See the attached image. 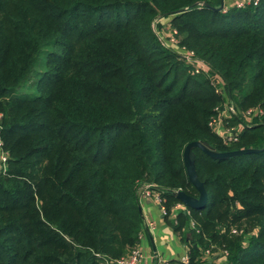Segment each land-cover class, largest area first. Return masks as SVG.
Masks as SVG:
<instances>
[{
  "label": "trees",
  "instance_id": "trees-1",
  "mask_svg": "<svg viewBox=\"0 0 264 264\" xmlns=\"http://www.w3.org/2000/svg\"><path fill=\"white\" fill-rule=\"evenodd\" d=\"M220 3L0 0V139L9 153L0 170V264L122 257L140 241L142 184H155L169 211L180 202L174 190L199 196L184 163L189 142L264 147V0L214 9ZM162 26L180 41L166 44ZM177 48L210 70L193 73ZM216 73L228 96L213 84ZM230 99L246 124L236 142L210 126ZM252 107L263 114L245 115ZM194 151L207 204L179 211L177 223L166 216L190 246L188 264H207L211 244L228 250L226 264H264V151ZM233 225L259 229L239 236Z\"/></svg>",
  "mask_w": 264,
  "mask_h": 264
},
{
  "label": "built area",
  "instance_id": "built-area-1",
  "mask_svg": "<svg viewBox=\"0 0 264 264\" xmlns=\"http://www.w3.org/2000/svg\"><path fill=\"white\" fill-rule=\"evenodd\" d=\"M258 2L259 0H242L240 3L237 4V6L243 8L250 3L257 4ZM186 52H187L186 56L185 55L184 56L190 62H193L195 64L193 73H201L203 71L210 70L209 65L205 61H203L198 57H195L194 51H186ZM212 81L219 93L225 92L226 81L219 73L212 75ZM215 111L217 112V114L214 117H212L210 121V126L213 128V130L216 133H218V135L221 136L224 142H236L239 139V135L241 133L240 130H236L235 128L231 129L232 134L229 136L219 133V128L222 125H224L223 118L225 117V115L229 113L232 114L236 113L235 105L231 106V104H226L223 107L217 106L215 107ZM261 114H263V111L262 109H258V108L252 107L246 111L247 116H252V115L258 116ZM8 159H9V153L3 150L2 141L0 139V170H2L3 172H6L8 168ZM178 190H181V188H179ZM139 193L141 197L154 198L156 201H158L163 215L169 216V218L173 220L174 223H177V214L179 211H184L185 214L192 215L191 208L181 201L177 202L169 211L165 203L166 202L165 198L162 196L161 191L153 183L142 184ZM190 228L196 229L197 232H200V230L197 228V223L194 218L190 220ZM234 232H236V230H234ZM228 253L229 252L227 249L218 248L216 245L211 244L210 247H208L203 251L202 257L204 260L208 261L209 263V261L215 262L217 260V259L214 260V256L216 254H219L221 256L224 254L228 255ZM142 257H143L142 248L139 244H137L134 247H132L131 250L126 255L122 257H119L117 259H105L104 264H139ZM155 259H156L155 264H188L190 262V256H185L178 260H169L160 257H155ZM218 264H220V262Z\"/></svg>",
  "mask_w": 264,
  "mask_h": 264
},
{
  "label": "crops",
  "instance_id": "crops-1",
  "mask_svg": "<svg viewBox=\"0 0 264 264\" xmlns=\"http://www.w3.org/2000/svg\"><path fill=\"white\" fill-rule=\"evenodd\" d=\"M241 1L225 0L224 11L231 7H238L237 4ZM177 50L186 56L187 52L184 49L177 48ZM242 112L236 109V113L226 114L223 118L224 125L219 128V133L229 136L232 134L231 129L233 128L242 131L246 126L241 119V116L243 118ZM244 114L246 115V112ZM235 119H237L236 123L234 122ZM247 119L250 120V118ZM140 204L143 212V228L140 239L143 257L139 264H155V257L178 260L185 256H190V246L183 242L180 235L174 231L169 220L163 215L158 201L154 198L140 196ZM215 256H217V260L211 264H218L222 261L219 254Z\"/></svg>",
  "mask_w": 264,
  "mask_h": 264
},
{
  "label": "water",
  "instance_id": "water-1",
  "mask_svg": "<svg viewBox=\"0 0 264 264\" xmlns=\"http://www.w3.org/2000/svg\"><path fill=\"white\" fill-rule=\"evenodd\" d=\"M205 6L211 7L208 3H203ZM197 5V4H195ZM194 5V6H195ZM225 7V0H221V3L218 7L214 8L218 11L224 10ZM174 11H171L170 13H163L161 17L167 16L168 14H174ZM195 148H200L207 154L211 155L215 158H230L238 155H244V154H250V153H257L264 151L263 148H243L238 150H232V151H216L208 142L206 141H192L189 142L183 153L184 157V163L187 169L188 177L190 182L194 185V187L198 190L199 196L195 197L188 193H186L184 190H179L176 192H173L175 197L179 199L181 202L185 203L188 207L194 208V209H200L203 208L208 201V192L207 189L203 183V181L200 180L197 168H196V155H195ZM141 213L142 208H141ZM217 259V256L214 257V260ZM213 261H209L211 264Z\"/></svg>",
  "mask_w": 264,
  "mask_h": 264
},
{
  "label": "rangeland",
  "instance_id": "rangeland-1",
  "mask_svg": "<svg viewBox=\"0 0 264 264\" xmlns=\"http://www.w3.org/2000/svg\"><path fill=\"white\" fill-rule=\"evenodd\" d=\"M166 23V22H165ZM157 33H159L160 35H161V37L163 38V40H164V42L167 44H173L174 43V41H176V42H179L180 41V38H178L177 36H176V32H174L172 29H167L165 26H162L161 27V29H157ZM172 41V42H171ZM225 90H226V92L225 93H227V96H228V92H227V86H225ZM231 95V94H230ZM239 99V98H238ZM233 103H235L234 102V100H232V99H230V100H223L222 101V103H221V107H223L224 105H226V104H231V106H233ZM182 190V189H181ZM176 191H179L178 189H176V190H174V192H176ZM242 227H239V226H237V225H233V227H232V231L234 232V230H236V232H234V234L235 235H242L243 233L245 234L246 233V231L247 232H252V233H256L257 231H258V229H259V227H257V226H255V227H252V229H248V230H246V225H241ZM243 234V235H244ZM247 234V233H246ZM245 234V235H246ZM140 235H141V233H140ZM141 239V238H140ZM139 239V240H140ZM246 241V240H245ZM138 244L140 245V241L138 242ZM245 245H247V242H245L244 243ZM168 259V258H167ZM104 263V262H103ZM220 264H226L224 261H221L220 262Z\"/></svg>",
  "mask_w": 264,
  "mask_h": 264
}]
</instances>
